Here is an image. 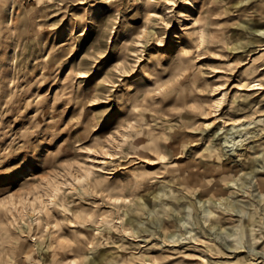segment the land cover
<instances>
[{
  "label": "rangeland",
  "instance_id": "obj_1",
  "mask_svg": "<svg viewBox=\"0 0 264 264\" xmlns=\"http://www.w3.org/2000/svg\"><path fill=\"white\" fill-rule=\"evenodd\" d=\"M202 1L0 0V264L264 261V0Z\"/></svg>",
  "mask_w": 264,
  "mask_h": 264
},
{
  "label": "bare ground",
  "instance_id": "obj_2",
  "mask_svg": "<svg viewBox=\"0 0 264 264\" xmlns=\"http://www.w3.org/2000/svg\"><path fill=\"white\" fill-rule=\"evenodd\" d=\"M138 3L140 5V7H142L143 9H145V11L148 12V16H150L152 19L159 20V19L163 18V16H164L163 15L164 14V9H162L163 0H138ZM207 3H209V1H207ZM172 4L173 3H171V5ZM204 4H205V0L202 1V7H201V9L203 8ZM117 10H119V9H117ZM169 11H171V9H168L165 12H169ZM201 11H203V10H201ZM185 19L190 20L189 17H185ZM187 28H192L190 30H191L192 35L194 36L193 37L194 39L190 38L188 40V42L183 41L182 44L180 45L178 51H177L176 60L180 64L178 66L179 71L181 70L182 72H185V71L189 70L192 67V58L195 56V53L200 50V47L205 43V39H206L205 29H203V28L200 29L199 27H197V21L196 20L194 21L193 25L192 24L191 25H188ZM141 32L142 33L140 34V36L144 35L145 33L151 32V29L146 24V25H144L142 27V31ZM123 40L124 41L122 42V45H123V47H125V46H127V39L123 38ZM141 41L143 42V40L141 38H139V40H137L138 44H136V45H144V44L141 43ZM262 48L264 49V47H262ZM137 50L138 49H135L134 51H137ZM158 54H155V56H152V57H150L148 59L149 64L151 66H153L154 68H158L159 67L158 65H159V61L161 60V58L157 57ZM262 69H264V66H262L260 68V70H262ZM87 75L88 74H81V73L79 74V76H81V77L82 76H87ZM259 76H260L259 73H254L252 75V77H249V78L245 79V81H242L241 83H238V85H233L232 87H237L238 90H245V91H252V90H258V89H264V81H263L264 80V77H262V76L259 77ZM226 82L227 81L225 80L224 83L219 84V86H220L221 89L224 88V85H222V84H226ZM225 94L226 93L224 92L218 99H215L216 106H219L220 107L222 105V101L226 97ZM203 111H204V113H206L205 116H207V114L209 113V111H207V110L205 111V109ZM224 118H226V119H224ZM215 119H216V121H215ZM215 119L212 120V121H210V122L204 121V123L207 126H212V125H216L217 122L223 121L224 122V127L223 128H225L226 126L227 127L229 126L228 129H226V132L227 131L229 132L230 130L232 132H236V131L242 130L244 128L245 129L248 128V127H243V125L245 123H243L240 127H238V124H240L242 122L241 120L234 119V118H228L225 115H220V116H218ZM243 120H245V119H243ZM249 123H251V122H249ZM247 131H250V130L247 129ZM225 139L228 140L227 138H225ZM109 156H112V155H109ZM131 156H133V155H131ZM99 160H100L101 166L97 167L98 170H102L104 172H111V170L105 169L104 163L106 161L104 159H99ZM148 160L149 161H147V163H150V164H155L157 162L156 161V158H149ZM92 174H93V165L91 167L90 166L89 167H86L85 168L84 177L90 178L92 176ZM136 181L137 180H135V182ZM60 184H61V182H59V181H53V182L51 181V196L58 195L59 191L61 190V185ZM259 186H261V185L258 184V187ZM36 200H37V198H35L34 200H32V202L34 203ZM209 212H211V210H209ZM178 240H180L179 237H177L176 239H174V241H176V242L173 243V244H177L178 243L177 242ZM199 244H202V242L199 243ZM181 252L182 251H177L176 253L178 254V256H180V255H182ZM176 253H173V254H176ZM184 254L185 255H183V256H185V257H188L189 255H193V254H190L188 252H185ZM170 255H172V254L170 253ZM27 256H28V254L27 255H24V259L25 260L28 259ZM259 257H261V255ZM253 258L258 259L257 254ZM203 262H204V259L201 258V259H199V261L197 259L191 260V261H189V264H203ZM209 262L210 261H208V263ZM256 264H264L263 259L260 260V261H258V262H256Z\"/></svg>",
  "mask_w": 264,
  "mask_h": 264
},
{
  "label": "snow or ice",
  "instance_id": "obj_3",
  "mask_svg": "<svg viewBox=\"0 0 264 264\" xmlns=\"http://www.w3.org/2000/svg\"><path fill=\"white\" fill-rule=\"evenodd\" d=\"M79 183V181H77Z\"/></svg>",
  "mask_w": 264,
  "mask_h": 264
}]
</instances>
